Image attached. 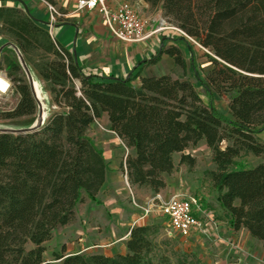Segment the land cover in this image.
Here are the masks:
<instances>
[{"label":"trees","instance_id":"16d2710c","mask_svg":"<svg viewBox=\"0 0 264 264\" xmlns=\"http://www.w3.org/2000/svg\"><path fill=\"white\" fill-rule=\"evenodd\" d=\"M57 5L55 0H46ZM160 8L180 33L156 55L163 54L182 69L169 74L125 78L103 77L85 70L68 49L26 7L24 0H0V34L9 39L17 59H1L20 98L0 119L35 116L27 128H0V264H53L44 256L45 243L59 227L73 222L77 207L98 194L106 182L108 162L89 131L107 114L110 130L130 150L121 169L131 186L154 195L167 186L165 175L180 164L193 167L187 150L205 141L214 170L206 172L218 190L221 207L235 230L245 228L264 245V161L247 167L244 154L260 156L264 143V0H144ZM209 49L212 68L199 72L186 37ZM183 47H182V46ZM183 48L194 77L208 101L191 81ZM32 64L47 83L56 106L46 120L29 76ZM21 70L26 75L22 77ZM226 96L229 113L214 100ZM163 225L138 223L125 240V252L60 253L57 264H171L158 251ZM179 264H201L182 260Z\"/></svg>","mask_w":264,"mask_h":264},{"label":"rangeland","instance_id":"374dc122","mask_svg":"<svg viewBox=\"0 0 264 264\" xmlns=\"http://www.w3.org/2000/svg\"><path fill=\"white\" fill-rule=\"evenodd\" d=\"M25 1L28 2L29 0ZM126 1L137 6L140 12L149 19V27L152 25L155 27L159 24L160 17L161 21L165 20L168 24L167 28H165L166 30L169 29V31L176 33L175 35L173 34L175 37L180 34L178 30L171 27L170 24L172 23L160 8H153L150 5L149 7H143L139 0ZM56 7L61 13V16L57 17L56 22H58L65 19V17L62 15L63 10L58 5ZM184 36L191 46L199 72L203 78H206L213 66L210 58V56H213V53L209 49L204 48L197 38L188 35ZM8 42L9 39L7 38L6 43ZM169 45H171L170 42L166 43L167 47ZM185 53L191 81L197 86L203 100L206 102L208 99L205 90L194 77L188 51L186 50ZM164 55L159 64L160 68L155 69L157 75L169 74L177 78L182 74V69L174 63L173 58L167 54ZM7 56L13 60L17 59L15 52L10 46L3 48L0 58L3 59ZM29 69V81L30 79L32 80L36 96L42 103V116L45 121L47 116L57 108L52 103V96L47 83L39 76L32 64H29ZM20 74L25 80L27 79L23 70H21ZM133 83L138 85L136 81H133ZM19 98L20 96L14 88V92L0 104V110L13 109ZM228 102L229 100L226 96L217 97L214 100L220 112L230 115ZM34 119V115L10 120L0 119V128L25 129L31 125ZM105 126V120L101 118L90 128L89 134L95 140L98 147L102 145L97 138L103 137V133L106 131L104 129ZM259 139L264 143V131L259 134ZM108 143L113 144V142ZM128 153L121 146L120 149H111L107 156L104 155L108 160V165L111 164V167L115 168L112 169L109 165L110 173L113 174L115 170L118 171L117 173L120 176L118 181L112 186V189H106L97 196L100 203H96L94 200L86 197L83 202L84 204L78 205V214L76 212L77 216L75 220L67 225L59 226L53 232L52 238L45 243L46 251L44 256L47 260L53 264H57L59 260H56L55 256L60 253H101L110 248H114V251L118 252L123 251V244L116 237L123 235L130 228L133 219L137 218V213L141 211L139 206L144 205L147 198L154 194L147 187L130 185L127 175L120 167L126 160ZM187 153H190L196 159L195 165L190 167L187 164H180V154H175L176 169L172 174L165 175L167 186L160 193L164 198H169L178 193L196 196L201 203L204 213H206L205 218L215 224L207 234H199L193 238L176 236L167 239L161 236V239H167L168 241L161 246L158 254L169 257L171 264H179L182 260L197 261L201 264H264L263 243L245 232L246 230H242L240 234L235 233L229 214L221 207L218 199V190L206 174L207 171L216 168L212 160L210 148L206 145L205 141H200L197 145L189 148ZM239 161L247 167H253L264 161V153L260 156L252 153L244 154L239 158ZM131 191H133V194ZM108 215H110V219ZM153 216L154 218L148 217L149 219L146 218L140 223H157L164 227L166 219L159 214ZM119 229L121 232L118 231ZM114 242L115 244L112 246L109 245V243Z\"/></svg>","mask_w":264,"mask_h":264},{"label":"crops","instance_id":"0c3cea01","mask_svg":"<svg viewBox=\"0 0 264 264\" xmlns=\"http://www.w3.org/2000/svg\"><path fill=\"white\" fill-rule=\"evenodd\" d=\"M55 1L61 8V10H63L62 13L65 19L56 22L53 27H50L48 25L49 12L46 5L41 0H29L28 2L25 1V4L28 10L36 19L47 23H42L41 25L50 32L51 36L59 45L63 46L71 53H73L80 65L85 70L93 71L103 77L113 76L125 78L131 73H133L134 75L139 74L134 80L139 85L141 77L157 75V71L155 69L160 68V61L164 58L165 55L163 54L164 56H161L162 59L160 58V60L154 64H142V62L149 60L153 56H155L157 51L160 49L163 41H165V43L170 42V44L175 43L171 40V38L175 37L174 35L176 33H174L173 31H169V29H157L159 24H157L155 27L153 25L149 27L150 36L145 40L136 43L123 42L114 37L109 32L106 24L102 19V16L96 10L79 9V0ZM121 1L123 0H107V3L110 6H115ZM139 2L143 7H149V3L145 2L144 0H139ZM159 21L161 22L160 17ZM6 42L7 38L4 35L0 34V50ZM185 51L186 49L183 48L184 55L186 56ZM102 118L105 120L106 124L104 128L106 131L105 133H103L105 136L103 135V137L97 138L99 142H101L102 146L98 147L95 140L93 141L98 148L102 149L103 155L107 156L108 152L110 153L111 149H120L121 146L125 148L127 152H130V150L126 148L117 134L110 130V121L107 114H104ZM94 124L92 126H94ZM108 142H113V144H110ZM109 165L111 167V164ZM112 169L115 168L113 167ZM117 172L118 171L115 170L112 174L110 173V168H108L106 182L99 194L106 189H112V186L116 184L120 177ZM141 214L142 210L137 213V218L135 217L133 219V223L140 217ZM108 217L110 219V215H108ZM150 218H154V216ZM133 223L130 224V228L134 225ZM130 228L127 229V231H125L123 235H119L116 237L117 240L119 242H122L123 244V251L121 250L119 252H125L124 242L128 238ZM242 230H246L245 232L249 233L245 228L235 230L233 227V231L235 233L240 234ZM118 231L121 232L120 229ZM197 235L199 234H194L189 238L196 237ZM113 244H115V242L109 243L110 246H112ZM114 250V248H110L104 250L101 253H104L106 255H114L118 253V251Z\"/></svg>","mask_w":264,"mask_h":264},{"label":"built area","instance_id":"2783aa9c","mask_svg":"<svg viewBox=\"0 0 264 264\" xmlns=\"http://www.w3.org/2000/svg\"><path fill=\"white\" fill-rule=\"evenodd\" d=\"M41 1L46 5L49 12L48 25L53 27L61 13L56 5L46 0ZM78 8L96 10L102 16L109 32L121 41L136 43L150 36L149 19L129 1L123 0L115 6H110L107 0H79ZM167 25V22L163 20L157 29H165ZM170 25L178 32L185 34L178 27L173 24ZM13 92L12 80L8 77L6 70L0 68V104ZM131 193L133 194V191ZM134 203L139 206L135 201ZM139 207L142 214L134 222V225L155 214L162 215L166 222L161 236L167 239L176 236L188 238L194 234H207L215 224L205 218L206 213H204L199 199L194 195L178 193L169 198H164L161 193H158L147 198L145 204Z\"/></svg>","mask_w":264,"mask_h":264},{"label":"water","instance_id":"95a60500","mask_svg":"<svg viewBox=\"0 0 264 264\" xmlns=\"http://www.w3.org/2000/svg\"><path fill=\"white\" fill-rule=\"evenodd\" d=\"M30 77V76H29ZM30 84H31V87H32V89H33V91H34V85H33V82H32V80L30 79ZM127 179H128V177H127Z\"/></svg>","mask_w":264,"mask_h":264}]
</instances>
